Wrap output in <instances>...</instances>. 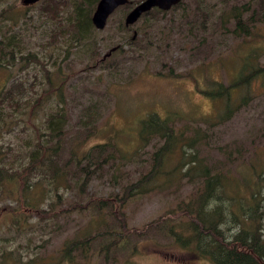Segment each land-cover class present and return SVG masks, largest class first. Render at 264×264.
<instances>
[{
    "label": "trees",
    "instance_id": "trees-1",
    "mask_svg": "<svg viewBox=\"0 0 264 264\" xmlns=\"http://www.w3.org/2000/svg\"><path fill=\"white\" fill-rule=\"evenodd\" d=\"M3 1L0 0V4ZM96 1L39 0L38 15L49 24L43 36L44 41L40 44V53L28 49L22 54V49L28 46L23 44L24 40L17 31L21 20L31 18L29 7L35 2L21 7L8 4L1 8L0 66H10L14 61H21L25 65L37 62L45 66V61L51 59L48 56L60 48L59 43L70 45L72 51L80 46L84 50L90 48L88 51L93 52L97 47V38L92 34L94 26L90 14ZM182 2L180 0L164 10L151 7L139 17L147 19L150 33L153 34L154 27L162 32L163 27H158L155 20L162 19L166 12L179 6L180 28L184 24L190 29L189 9ZM262 24L264 0H232L228 7L215 16L213 26L219 29L223 38L229 35L232 38L248 36L251 39L252 46L247 49L242 50L238 46L236 51L230 49L239 58L238 70L224 82L204 77L205 83L200 87V92L212 103V110L206 114L194 119L168 109L163 113L149 110L139 116L134 127L139 140L137 149L144 148L149 142L153 143L146 157L148 168L133 179L119 182L118 190L108 194L88 192L87 184L105 166L107 169L110 166L117 167L123 160L130 159L111 135L105 137L106 141L83 146L85 139L78 135L80 130H85V135L99 133L94 123V110H98L96 105H84L89 109L87 117L81 120L78 132L66 141L70 106L65 92L67 79L61 75L59 63L54 59L52 68L44 67L46 85L32 102L28 103V97L25 98L24 104L26 102L25 105H28L27 114L35 113L42 101L53 100L55 109L43 115V129L35 127L36 138L26 151L23 165L17 168L7 164L6 153L0 148V192L17 201V206L11 203L0 206V222L7 221L6 229L11 228L20 234L23 225L32 216H36L39 221L49 219L54 224L59 214L80 208L91 211L97 223L88 225L79 235L64 239L58 256L52 262L44 263L42 258L38 261L34 255L20 256L16 249H2L0 264L6 259L9 261L5 264H57L61 260L72 262L76 257L71 250H76L79 257H84L85 250L91 245L104 260H109L114 258L117 249L124 246L126 233L131 229L138 235L152 226L168 236L170 244L186 248L210 264H264V163L251 162L248 159L251 153L242 154L239 148L237 157H228L230 151L225 150V143L215 145L211 141V129L229 120L264 88V61L257 59L259 46L254 44L256 38L264 42V33L259 30ZM163 26L169 27L168 31L172 29L171 24ZM117 27L127 28V25L118 21ZM199 41L205 39L202 37ZM213 48L207 45L206 49L203 47L198 50L206 56V53L215 50ZM61 51L60 59H64L67 53L63 49ZM221 61L219 57L218 62ZM51 70H55L52 77ZM168 74H172L171 68ZM253 79H259V83L253 86ZM18 84L10 81L16 93L8 84L0 90V110L3 105H18L22 97L19 90L23 88ZM17 121L8 113L4 117L0 116V130L11 128ZM258 138L264 139L263 130ZM213 145L222 155L218 159L213 157L218 156L213 155ZM244 147L253 150V145ZM64 151L66 154L62 155ZM182 180L191 183L190 190L177 196L173 208L164 210L141 228L127 227L123 207L132 196L156 189L175 188ZM73 187L78 195H83V200L63 201V191ZM31 191L37 193L45 203L39 204L27 197ZM104 216L110 218L109 222ZM99 224L104 225L96 226ZM120 264L135 263L125 258Z\"/></svg>",
    "mask_w": 264,
    "mask_h": 264
},
{
    "label": "rangeland",
    "instance_id": "rangeland-1",
    "mask_svg": "<svg viewBox=\"0 0 264 264\" xmlns=\"http://www.w3.org/2000/svg\"><path fill=\"white\" fill-rule=\"evenodd\" d=\"M38 1L29 7L31 18L21 20L17 28L24 40L23 44L28 46L27 49H22V54L28 49L40 53V44L48 30L49 24L38 15ZM137 1L130 0V3L117 6L107 16L103 28L94 27L92 34L97 38V47L93 52L88 51L90 48L84 50L80 46L72 51L70 45L59 43L58 46L64 51L65 48L68 49L64 59H60L62 51L57 48L48 56L51 59L45 61V66L38 65L37 62L25 65L21 61H14L10 66H0V90L5 84L9 86L11 80L23 87L19 90L22 97L18 105H3L0 110V116L4 117L8 113L18 120L11 128L0 130V148L6 153L7 164L17 168L23 165L26 151L36 138L35 127L43 129V115L55 109L53 100L42 101L35 113L27 114L28 105H25L26 102L24 104L25 98L28 97L27 101L30 103L34 97L40 95L39 91L46 85L43 68H52L55 61L59 63L61 75L67 79L65 92L70 106L67 113L69 122L66 141L78 132L81 120L86 119L89 109L84 105H96L98 110H94V123L99 133L85 135V130H80L78 135L85 139L83 146L106 141L105 137L111 135L130 159L123 160L117 167L110 166L107 169L105 166L103 170L95 173L86 187L88 192L94 194L114 192L118 190L120 183L135 178L148 168L146 157L153 148V143L149 142L144 148L137 149L139 140L134 127L139 116L149 110L163 113L171 109L195 119L212 110L210 99L200 92V87L205 83L204 77L223 82L230 79L238 70L239 63V58L230 49L236 51L237 46L242 50L252 46L248 36L232 38L227 35L223 38L219 29L213 26L215 16L228 7L232 0H183L182 3L189 9L191 28H186L184 24L180 28V9L176 6L166 12L162 19L155 20L163 30L161 32L154 27L153 34L149 32L145 17H138L127 28L117 27L118 21L123 22L125 12ZM8 4H15L16 7L24 5L21 0H4L0 9ZM169 24L172 25L171 31H168L169 27L163 26ZM133 30L135 34L132 36ZM259 30L264 33V24ZM202 37L205 41L200 42ZM254 44L259 46L257 59L264 61V42L261 38H256ZM114 45L119 48L105 54ZM207 45H212L215 50L205 56L198 49H206ZM219 57L221 62H218ZM200 61L203 63L200 64ZM169 68L172 74H168ZM53 73L55 70H51V77ZM258 83L259 79L252 80L253 86ZM10 86L13 93H16L14 85ZM262 130L264 132V88L229 120L214 126L211 129V141L215 145L225 143V150L230 151L228 157H237L240 152H250L248 159L251 162L264 163V139L258 138ZM215 145L212 146L213 155L218 156L213 157L218 159L222 155L218 154ZM245 145H253V150L245 149ZM65 154L66 151L62 153ZM186 181L182 180L175 188L156 189L132 196L123 207L127 227L141 228L164 210L173 208L177 196L190 190L191 183ZM62 195L63 201L83 200V195H78L75 187L64 190ZM27 197L39 204L45 203L33 191ZM3 203L17 206L16 198L0 192V206ZM79 209L74 208L59 214L54 219V224L49 219L39 221L36 216H32L23 225L20 234L13 232L11 228L6 229L7 221H1L0 252L2 249H16L20 256L34 255L38 261L42 258L44 263L52 262L58 256L64 239L79 235L88 225L97 223L91 216V211ZM104 217L109 222L110 218ZM136 233L132 229L126 233L124 246L117 249L114 258L109 260H104L91 245L85 250L84 257H79L76 250H71L76 259L72 262L61 260L57 264H120L125 258L135 264H210L186 248L170 244V238L154 226L145 229L144 233L135 235ZM8 261L6 259L2 263Z\"/></svg>",
    "mask_w": 264,
    "mask_h": 264
},
{
    "label": "water",
    "instance_id": "water-1",
    "mask_svg": "<svg viewBox=\"0 0 264 264\" xmlns=\"http://www.w3.org/2000/svg\"><path fill=\"white\" fill-rule=\"evenodd\" d=\"M38 0H21L23 4H31ZM180 0H139L134 3L124 14L123 23L129 25L133 23L142 12L150 9L151 7H158L159 9H168L173 4H176ZM130 3V0H97L90 19L93 26L97 29L103 28L106 22L107 16L119 5ZM135 34L133 30L132 36ZM117 45L111 46L105 54L114 50ZM103 54V56L105 55Z\"/></svg>",
    "mask_w": 264,
    "mask_h": 264
}]
</instances>
